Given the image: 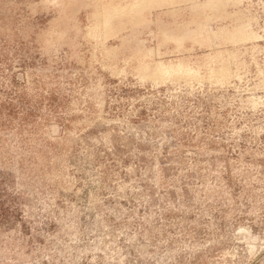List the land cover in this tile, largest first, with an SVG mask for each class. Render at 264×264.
<instances>
[{
  "label": "rangeland",
  "instance_id": "rangeland-1",
  "mask_svg": "<svg viewBox=\"0 0 264 264\" xmlns=\"http://www.w3.org/2000/svg\"><path fill=\"white\" fill-rule=\"evenodd\" d=\"M0 264H264V0H0Z\"/></svg>",
  "mask_w": 264,
  "mask_h": 264
}]
</instances>
